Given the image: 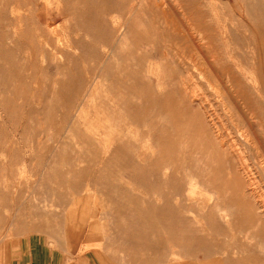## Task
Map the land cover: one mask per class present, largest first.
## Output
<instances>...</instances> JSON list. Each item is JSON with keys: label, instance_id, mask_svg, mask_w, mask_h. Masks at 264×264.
<instances>
[{"label": "rangeland", "instance_id": "1", "mask_svg": "<svg viewBox=\"0 0 264 264\" xmlns=\"http://www.w3.org/2000/svg\"><path fill=\"white\" fill-rule=\"evenodd\" d=\"M263 215L264 0H0V264H264Z\"/></svg>", "mask_w": 264, "mask_h": 264}, {"label": "crops", "instance_id": "2", "mask_svg": "<svg viewBox=\"0 0 264 264\" xmlns=\"http://www.w3.org/2000/svg\"><path fill=\"white\" fill-rule=\"evenodd\" d=\"M50 241H51V243L52 244H54V245H60V243H59V241H58V239L57 238H53V237H50ZM65 249V248H64ZM89 249V247H86V248H81L80 250H79V255H82L86 250H88ZM67 250V249H66ZM67 253H69L70 254V252L67 250ZM156 258H159V256H153L152 257V261L151 262H149V263H145V264H160V261L159 260H156ZM143 260H141V262H142ZM182 263H184V264H186L187 263V261H183Z\"/></svg>", "mask_w": 264, "mask_h": 264}, {"label": "bare ground", "instance_id": "3", "mask_svg": "<svg viewBox=\"0 0 264 264\" xmlns=\"http://www.w3.org/2000/svg\"><path fill=\"white\" fill-rule=\"evenodd\" d=\"M169 23V22H168ZM170 30V29H169ZM252 85V84H251ZM260 123V125H261V122H259ZM237 137L239 138V140H241L243 143H244V145H246V146H250V144L248 143V141H247V136H244L243 135V133H240L239 131H237ZM256 141V140H255ZM225 150V149H224ZM226 153V152H225ZM228 154V153H227ZM226 155V154H225ZM258 163V162H257ZM244 167V166H243ZM258 167V166H257ZM249 168V167H248ZM245 169V168H244ZM252 170V169H251ZM211 171V170H210ZM250 171V170H249ZM260 171H262V170H260ZM246 172V171H245ZM259 172V171H258ZM256 183V182H255ZM254 184V183H253ZM257 188V187H256ZM251 190V189H250ZM254 190V189H253ZM261 191V190H260ZM259 192V191H258ZM251 199V198H250ZM251 201H252V199H251ZM254 204V203H253ZM250 205H251V203H250ZM253 207V206H252ZM262 208V207H261ZM254 209V208H253ZM262 213V212H261ZM264 216V215H263ZM257 218V217H256ZM261 218V217H260ZM250 219V218H249ZM262 219V218H261ZM260 219V220H261ZM251 223V222H250ZM248 230V229H247Z\"/></svg>", "mask_w": 264, "mask_h": 264}]
</instances>
